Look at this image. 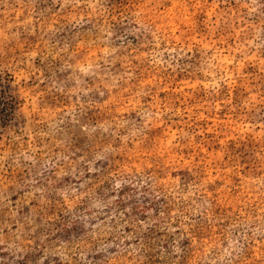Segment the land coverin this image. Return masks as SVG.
Segmentation results:
<instances>
[{
	"label": "rangeland",
	"instance_id": "374dc122",
	"mask_svg": "<svg viewBox=\"0 0 264 264\" xmlns=\"http://www.w3.org/2000/svg\"><path fill=\"white\" fill-rule=\"evenodd\" d=\"M0 264H264V0H0Z\"/></svg>",
	"mask_w": 264,
	"mask_h": 264
}]
</instances>
